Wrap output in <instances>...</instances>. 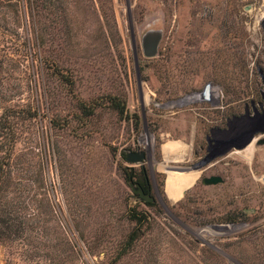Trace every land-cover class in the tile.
<instances>
[{"label": "rangeland", "instance_id": "374dc122", "mask_svg": "<svg viewBox=\"0 0 264 264\" xmlns=\"http://www.w3.org/2000/svg\"><path fill=\"white\" fill-rule=\"evenodd\" d=\"M32 1L0 0V264H264V0Z\"/></svg>", "mask_w": 264, "mask_h": 264}, {"label": "trees", "instance_id": "16d2710c", "mask_svg": "<svg viewBox=\"0 0 264 264\" xmlns=\"http://www.w3.org/2000/svg\"><path fill=\"white\" fill-rule=\"evenodd\" d=\"M40 6L39 0L32 1V9L38 11ZM23 111H16L14 108H5L0 117V239H7L11 234L17 235L22 229V222L15 217L16 206L13 201L9 199L10 184L12 180V173L9 172L11 166L12 155L16 143V130L14 119L17 114ZM31 114L30 112H27ZM150 186V184L148 185ZM21 209L20 207H18ZM13 217V218H12ZM137 226H143L144 220L141 218L135 219ZM140 237L135 231L126 240L124 244L125 249L131 248L139 241Z\"/></svg>", "mask_w": 264, "mask_h": 264}, {"label": "water", "instance_id": "95a60500", "mask_svg": "<svg viewBox=\"0 0 264 264\" xmlns=\"http://www.w3.org/2000/svg\"><path fill=\"white\" fill-rule=\"evenodd\" d=\"M211 94V87L207 88L206 91V98L209 100V96ZM254 140V137H251L249 143H251ZM248 143V144H249ZM259 145H264V140H261ZM213 160V157L210 155L206 157L204 161L201 163H198L194 169L199 170L202 167L208 165ZM126 161L131 165H143L147 161V153L145 151H129L126 155ZM130 183L132 186L133 191L137 194V197L144 200L145 202H153L154 198L150 197V194H146L143 190V188L139 184H134L132 175L134 173V169L132 168L130 170ZM224 183V180L220 176H212V177H206L202 179V184L205 186H216ZM217 230H223V228H216Z\"/></svg>", "mask_w": 264, "mask_h": 264}, {"label": "flooded vegetation", "instance_id": "af4514ba", "mask_svg": "<svg viewBox=\"0 0 264 264\" xmlns=\"http://www.w3.org/2000/svg\"><path fill=\"white\" fill-rule=\"evenodd\" d=\"M212 134H215L214 130L212 131ZM133 176H135L136 184H139L146 194H150V192H152L150 187L148 186L149 184H151V177L148 175L145 169H142L140 173L134 172Z\"/></svg>", "mask_w": 264, "mask_h": 264}, {"label": "bare ground", "instance_id": "6f19581e", "mask_svg": "<svg viewBox=\"0 0 264 264\" xmlns=\"http://www.w3.org/2000/svg\"><path fill=\"white\" fill-rule=\"evenodd\" d=\"M211 92H212V94H213V95L217 94V91H216V90H214V89H213V90H211ZM249 147H250V146H249ZM248 149H249V148H248ZM250 152H251V150H249V151H248V154H250Z\"/></svg>", "mask_w": 264, "mask_h": 264}]
</instances>
